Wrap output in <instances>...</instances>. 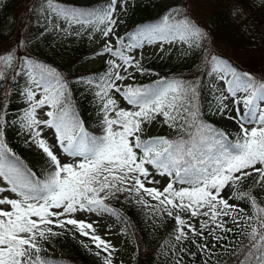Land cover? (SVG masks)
<instances>
[{"label":"snow or ice","instance_id":"obj_1","mask_svg":"<svg viewBox=\"0 0 264 264\" xmlns=\"http://www.w3.org/2000/svg\"><path fill=\"white\" fill-rule=\"evenodd\" d=\"M128 6L33 0L16 41L0 47V264H62L42 252L65 234L88 238L82 247L100 264H123L98 232L114 217L136 239L114 205L139 210L152 229L171 221L158 246L168 264H264V75L217 52L186 0H162L157 16L131 27ZM50 38H86L101 67L66 73L37 52ZM146 48L191 60L189 75L161 76ZM79 94L93 104L95 128ZM14 97L25 103L11 116Z\"/></svg>","mask_w":264,"mask_h":264},{"label":"trees","instance_id":"obj_2","mask_svg":"<svg viewBox=\"0 0 264 264\" xmlns=\"http://www.w3.org/2000/svg\"><path fill=\"white\" fill-rule=\"evenodd\" d=\"M202 1L213 7L211 12L205 16L206 20L208 21L209 19V21L205 25V23H201L199 18H195V20L210 33L209 43L212 44L213 40L219 43L220 45L217 44V46L220 48L216 51L233 61L236 65H239L241 69L251 70L257 75H264V7L260 6V2L257 0H242L240 7L244 16L241 18L234 11L238 0ZM2 2L3 6L0 9L1 35H4L5 32L3 27L5 22L13 16H17L19 11L23 9L21 16L13 23L14 43L22 29L23 22L30 15L29 7L28 4L23 5L20 0H2ZM161 3L162 0H137L128 26L131 27L140 22H148L151 18L157 16L158 10H156V7ZM5 16H8L7 20H5ZM23 33L27 34L28 28H23ZM56 49L59 58L54 65L63 69L66 73L75 74L77 71H94L101 67V65L97 67H89L87 65L88 58H92L91 53L93 50L83 42L66 43L61 48L57 47ZM160 55L148 58V62L144 59V62L154 67L161 76L169 73L189 75L191 60L182 59L175 50H173L171 56L164 54V59H160ZM46 58L52 59L49 56H46ZM154 79L156 78H139L136 82L148 83ZM77 100L81 116L85 119L86 125L92 126L94 120L98 119L94 114L93 104L83 94H79ZM24 103L21 98L14 97L11 101L10 115L15 116L21 111V106ZM217 126L221 128L218 123ZM9 136L14 144L22 145V140L19 137L13 139L12 133H9ZM231 138L233 137L231 136ZM17 151L26 157L22 147H18ZM114 206L117 207L118 211H121V207L118 205ZM136 213H140L143 217L135 221L134 215ZM123 214L126 218L131 219L130 232L134 233L136 237V239H133L131 235L127 236L136 248L133 264H168L167 258L158 246L163 245L164 241L168 240V226L171 221H166L165 225L158 229H152L148 223H144L145 215L139 210L133 212V209L128 207V210ZM59 247L62 251V255L59 258L44 256L58 260L62 264H84L82 261L88 264H96L94 255L85 250L81 243L72 245L67 249L62 245H59ZM149 253H151V256H149ZM90 258H93V260H90ZM193 264H198V261L193 262Z\"/></svg>","mask_w":264,"mask_h":264},{"label":"rangeland","instance_id":"obj_3","mask_svg":"<svg viewBox=\"0 0 264 264\" xmlns=\"http://www.w3.org/2000/svg\"><path fill=\"white\" fill-rule=\"evenodd\" d=\"M20 1H22L23 5L28 4V7L33 3V0H20ZM258 1H260V0H258ZM136 2H137V0H129L128 15L126 17H123V19L125 20L127 25L129 24V21L131 18V13H132L133 7L136 5L135 4ZM186 2L189 4V7L192 11L193 16L195 18H199L201 20V23H205V25H206L207 22L209 21V19L207 21L205 16L207 15V13L211 12L213 7L211 5H209L208 3L203 2L202 0H186ZM2 4H3V2H2V0H0V9L3 6ZM156 10H158V12H159L158 7H156ZM22 13H23V9H21L19 11L17 16H15V17L13 16L9 20H7L8 16H5V20H7V21L5 22V24L3 26L5 29L4 35L0 34V47H8L10 44L13 43V41H14L13 23L17 18H19L21 16ZM50 39H51V43H52L53 47H51V48L47 47L46 46L47 41H45L41 44V47L39 49H37V52L39 54L44 55L45 57L46 56H49V58L51 57L52 59H48V58L47 59L50 60V62L53 64H55V61L58 60V58H59L58 52H56V50H57L56 48L57 47L61 48V46H63L66 43L83 42V43L89 45L92 48V50H94L97 47L96 44L90 42L86 38H81L80 40H75V39H71V38H69L67 40L52 39V38H50ZM213 43L215 46V50L220 48L217 46V44H219V43L215 42L214 40H213ZM232 52H234V51H232ZM149 53H152V54H149ZM157 54L158 53H156L153 48H146L144 50V59H145V61L148 62L149 57H153ZM91 60H92V58H88V62H87L88 64L87 65L89 67H97L100 65L99 63H92ZM139 78H151V77L138 76L137 79H139ZM153 78H156V77H153ZM20 86L23 87V82H21ZM213 118H216L217 121L219 123H221L224 128L228 129L230 133L235 134V135L237 134L235 129H234V126L231 128L227 126V121L221 120V118L218 116L213 117ZM95 127H96V121H94V125L92 126V128H95ZM167 131L168 130L166 128H159L157 130L155 127H153V128L149 129L150 133H155V134L166 133ZM25 155H26L27 159L32 160V161L35 160V158L31 154L25 152ZM37 167L39 168L40 165L38 164ZM127 210H128V208L127 209L121 208L122 213L126 212ZM140 217H143V216H141L140 213H136L134 215L135 221L140 219ZM144 218H145L144 223H147L145 216H144ZM104 223H106L108 225V228L107 229L99 228L98 232L102 236V238L111 240V242L117 246L118 251H119V255H117L115 257L116 260L117 261H123V264H133L134 254L136 252V248L134 247V244L129 240V238L127 236H124L122 234V232H118V229H121L123 227V225L118 220H116L114 217L107 218L104 221ZM157 223H158V221H157ZM79 243L91 244V242L88 238H81L79 235H76L75 237H73L72 235L65 234L62 237L53 238L49 245H45L46 250L44 252H42V255L43 256L47 255L49 257L59 258L62 255V251H61L59 245H62L64 248L67 249L70 246L76 245ZM134 249H135V251H134ZM94 257H95L96 264H100V261L98 260V258L96 256H94ZM90 260H93V258H90ZM82 263L88 264L85 261H82Z\"/></svg>","mask_w":264,"mask_h":264}]
</instances>
